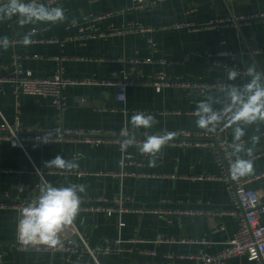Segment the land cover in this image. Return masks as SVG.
I'll return each mask as SVG.
<instances>
[{
  "label": "crops",
  "instance_id": "0c3cea01",
  "mask_svg": "<svg viewBox=\"0 0 264 264\" xmlns=\"http://www.w3.org/2000/svg\"><path fill=\"white\" fill-rule=\"evenodd\" d=\"M133 1L64 0L68 17L64 23L21 29L15 18L0 22V37L7 36L10 40L7 51L0 48V67L12 65L18 57L23 69L37 76L55 75L61 63L68 79H108L124 68L118 59L152 57L168 63L143 64L139 68L143 76L164 71L170 77L216 82H225L227 71L233 68L243 74L251 60L264 70V22L206 26L228 17L263 14L264 0H163L145 10L117 13ZM109 12L114 14L99 23L105 31L103 37L61 43L75 33V29L68 28L72 18L83 22L89 14ZM127 24L154 30L124 35L111 32ZM33 27L36 32L31 42L25 44L23 36ZM128 67L133 65L128 63ZM2 68L0 74L4 72ZM63 93L67 107L61 113L52 97L16 96L13 86L7 84L0 88V124L6 119L24 130L61 128L80 134L104 131L123 140L121 132L130 128L132 114L144 111L154 115L158 123L151 129H139L136 135L145 131L155 135L165 131L205 132L196 127L194 114L196 103L203 96L181 89L166 87L156 91L151 86L132 85L127 89L125 102L117 98L116 88L111 85L71 84L64 87ZM261 134L253 156L254 173L249 177L264 174V125ZM217 135L231 142L230 131ZM51 139L48 143L43 139L26 140L24 147L0 140V200L8 195L28 203L36 197L44 184L36 167L43 171L45 181L54 186H66L69 182L85 184L87 194L74 225L91 248L111 243L120 250L110 253L96 250L94 255L83 251L78 255L68 251L66 243L55 249L19 248L17 221L21 212L8 207L0 209V240L4 250L0 264H196L197 255L220 253L241 227L239 214L229 212L234 208L231 191L221 179L222 169L211 148L169 143L152 167L149 157L130 146L126 149L125 165L118 141L96 144ZM56 155L75 160L79 168L71 172L46 168L45 162ZM80 171L84 174L79 175ZM173 174L183 177H171ZM248 187L264 195V176L252 180ZM120 193L128 197L127 204L133 208L187 207L199 212L180 215L128 211L123 214L125 224L120 230L118 212L108 214L88 208L98 199L110 202ZM158 236L172 241L156 243ZM80 244L77 239V248H81ZM228 264L256 263L245 256H236Z\"/></svg>",
  "mask_w": 264,
  "mask_h": 264
},
{
  "label": "built area",
  "instance_id": "2783aa9c",
  "mask_svg": "<svg viewBox=\"0 0 264 264\" xmlns=\"http://www.w3.org/2000/svg\"><path fill=\"white\" fill-rule=\"evenodd\" d=\"M64 0H48L52 6H65ZM163 0H134L133 3L125 8L119 9L117 13H124L125 11L131 10H145L149 7L156 5L158 2ZM114 14V12L100 13V14H89L84 17L83 22L77 21L75 25L70 23L68 25L69 29H75V33L69 35L64 39V41L71 39L88 40V39H99L105 35V31L101 29L99 23L100 21L106 19L107 17ZM256 20L264 22V13L260 15H251L248 17H228L214 21L206 26H218L221 24H232L237 23L238 26H242L248 21ZM190 27H195L190 25ZM153 28L144 27L139 24H127L123 25L118 29H112L111 32L117 35H124L127 33L135 32H152ZM60 41V39H57ZM152 42V39H150ZM155 46L154 43H152ZM62 60V59H60ZM124 66L120 73H115L113 77L108 79L101 78H89V79H68L64 76V70L60 63L57 73L53 76H37L33 71L25 70L22 67L20 59L16 57L12 65L0 67L3 69V73L0 74V88L7 84L13 86L14 93L16 96L22 94L36 95V96H50L53 98L54 104L59 112H63L67 107L66 98L63 93V89L67 85L75 84H99V85H111L116 88L117 98L125 102L127 98V89L132 85H147L153 87L156 91H161L166 87H173L177 89L184 90L188 94H197L203 96L205 90L209 88H216L222 85L224 82L216 81H204L200 79H185L183 77H170L164 71L156 75L143 76L139 68L146 63H160L167 64L168 61L165 59H154L148 57L146 59L139 58H120L118 59ZM128 63L133 65V67H128ZM84 100V99H83ZM46 133L51 134V138L58 140H78L86 141L90 143L102 144L112 141H118L120 143L121 157L123 163L126 165L125 153L127 146L123 144V140H119L117 134L104 132V131H91L87 134H80L75 131L63 130L61 128H55L53 130H24L20 125H11L6 119L0 124V140L7 139L12 141L15 145L23 146V142L32 139H43ZM144 139V134L137 135L136 143L142 142ZM174 145H181L184 147L188 146H198V147H208L214 151L216 161L222 169L221 179L227 184L229 190L231 191L234 208L229 211L232 214H239L241 220V227L234 235V237L227 241L226 247L217 254L204 253L197 255L196 264H228V261L232 257L245 256L249 261L256 264H264V195L261 191L252 189L248 187V184L257 178H261L263 175L256 177H242L240 179H234L230 175L229 166L230 162L234 157L231 155V149L229 145L231 142H227L221 139L217 134L209 133H190V132H178L173 134V139L169 142ZM254 158V157H253ZM37 173L45 183V178L43 171L36 167ZM50 173H61L59 171H50ZM84 172L80 171L79 175H83ZM171 177L178 178L183 177L181 175H170ZM128 197L123 193L117 195L112 201H104V199H98L97 203L89 205L88 208L96 212L112 213L118 212L121 221L119 223V229L121 230L124 226L123 214L128 211H142L149 210L157 213L164 214H180V215H193L198 213L197 209L183 208V209H172L160 207L158 209L154 208H133L127 204ZM27 203L21 201L20 199H12L8 195L0 200V209L5 208H16L22 212L24 206ZM221 213H227V211H221ZM80 240V247L77 248L76 240ZM62 243L68 245V251H72L78 255L82 254L83 251H89L92 255L95 251L110 253L113 250H120V248H115L111 243H106L104 245L97 246L96 248H91L82 234L76 228L74 223L69 226L68 229L61 236ZM172 241L163 236H158L155 240L156 243H162ZM117 242H120L117 241ZM17 246L19 248L32 247L37 250L43 249H55L49 248L44 245H25L20 240L18 236ZM152 255L156 254V251L149 252ZM4 256L3 245L0 240V259ZM95 257V256H94ZM97 260V259H96ZM98 262V261H97ZM99 263V262H98ZM140 264V263H139Z\"/></svg>",
  "mask_w": 264,
  "mask_h": 264
},
{
  "label": "clouds",
  "instance_id": "9594fccd",
  "mask_svg": "<svg viewBox=\"0 0 264 264\" xmlns=\"http://www.w3.org/2000/svg\"><path fill=\"white\" fill-rule=\"evenodd\" d=\"M16 19L18 26L56 25L68 20L65 10L52 6L44 0H0V22ZM71 23H77L72 18ZM36 32L33 27L24 34L25 44L31 42ZM10 47L7 36L0 37V48ZM219 65V62L216 63ZM213 69H209L211 72ZM239 79L240 82H237ZM195 125L209 134L231 133V155L229 172L232 178L240 179L254 173L253 156L261 141V126L264 125V70L258 69L255 60L247 62L243 74L235 68L226 73V81L216 88L204 91L203 99L196 103ZM130 128L121 132L125 146L137 147L140 154L149 157V166L154 167L162 150L173 139V134L165 131L162 135L144 132V139L136 143L139 129H151L158 123L155 116L144 111L134 112L130 118ZM45 143L52 142L51 134L43 137ZM45 167L71 172L79 168L78 162L56 155L45 162ZM87 186L67 183L54 186L45 182L39 194L23 208L17 221V232L23 244L44 245L62 248V234L71 226L81 211ZM83 194V195H82Z\"/></svg>",
  "mask_w": 264,
  "mask_h": 264
}]
</instances>
